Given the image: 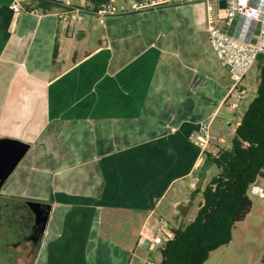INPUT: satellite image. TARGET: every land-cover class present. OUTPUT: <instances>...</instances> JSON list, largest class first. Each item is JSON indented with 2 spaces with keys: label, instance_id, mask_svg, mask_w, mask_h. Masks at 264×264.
Listing matches in <instances>:
<instances>
[{
  "label": "crops",
  "instance_id": "0c3cea01",
  "mask_svg": "<svg viewBox=\"0 0 264 264\" xmlns=\"http://www.w3.org/2000/svg\"><path fill=\"white\" fill-rule=\"evenodd\" d=\"M30 3L0 0V140L30 146L0 187V227L4 209H21L27 234L1 237L0 257L130 264L161 219L166 232L194 221L221 173L205 154L231 149L242 119L224 104L231 77L210 47L206 6L204 17L186 4L103 25L88 14L71 34L60 8L33 13ZM205 124L218 142L202 151L191 138ZM255 185L264 193V179ZM250 198L231 242L205 264H264V196ZM31 202L48 208L43 231Z\"/></svg>",
  "mask_w": 264,
  "mask_h": 264
},
{
  "label": "trees",
  "instance_id": "16d2710c",
  "mask_svg": "<svg viewBox=\"0 0 264 264\" xmlns=\"http://www.w3.org/2000/svg\"><path fill=\"white\" fill-rule=\"evenodd\" d=\"M97 10L106 0H86ZM28 11L60 8L57 0H30ZM61 9V8H60ZM57 57V48L54 54ZM260 65L257 95L242 116L231 149L205 154V167L215 165L221 173L203 192V204L194 221L172 230L173 237L159 247L158 264H205L210 254L231 242L236 225L252 209L251 187L264 179V55ZM33 203V202H31Z\"/></svg>",
  "mask_w": 264,
  "mask_h": 264
},
{
  "label": "built area",
  "instance_id": "2783aa9c",
  "mask_svg": "<svg viewBox=\"0 0 264 264\" xmlns=\"http://www.w3.org/2000/svg\"><path fill=\"white\" fill-rule=\"evenodd\" d=\"M221 1L223 0H106L95 11L75 7L71 0H57V4L61 8L58 18L66 24L71 34L83 24L88 14L95 16L98 24L103 25L112 16L193 3L205 4L210 47L231 77L224 104L237 110L247 94L243 82L259 57L264 55V0H224L225 8L220 6ZM11 9L15 14L23 10L16 1L12 3ZM191 140L202 151H207L218 142V137L205 124ZM250 192L264 196L263 190L255 184ZM159 223L160 230L146 237L160 247L173 235L170 230L164 231L163 219ZM148 264L155 263L150 261Z\"/></svg>",
  "mask_w": 264,
  "mask_h": 264
},
{
  "label": "rangeland",
  "instance_id": "374dc122",
  "mask_svg": "<svg viewBox=\"0 0 264 264\" xmlns=\"http://www.w3.org/2000/svg\"><path fill=\"white\" fill-rule=\"evenodd\" d=\"M182 8H186L185 10L193 11L198 16L204 17V7L203 5L199 3H193L188 4L187 6H183ZM216 58V57H215ZM259 75H260V65L257 62L252 69L248 73L247 82H246V90L247 94L244 96V99L242 100L239 109L237 110L239 114V118H242L245 111L248 109L250 103L253 101V99L257 95V87L259 83ZM7 212V216L3 221L4 225L3 227H0V238L4 237L6 240L2 241V244H6L14 237L17 238V236L23 237L27 234V226L24 224V222L20 219V213H24L26 216L28 211H23L21 209H13V208H6L3 210V213ZM164 227H167V225H164ZM130 264H148V262H154L157 264L161 260V254L159 252V247L156 245H153L149 243L148 241L142 240L141 243L138 246V249L134 252L132 256H130ZM0 261H6L9 263V258L7 257H0ZM15 259H12V262H14ZM9 263V264H12ZM211 264V263H209Z\"/></svg>",
  "mask_w": 264,
  "mask_h": 264
},
{
  "label": "water",
  "instance_id": "95a60500",
  "mask_svg": "<svg viewBox=\"0 0 264 264\" xmlns=\"http://www.w3.org/2000/svg\"><path fill=\"white\" fill-rule=\"evenodd\" d=\"M225 1H221L220 6L225 8ZM30 146L19 140L4 138L0 140V187L4 184L10 174L25 157ZM47 218H45L42 231L45 228Z\"/></svg>",
  "mask_w": 264,
  "mask_h": 264
},
{
  "label": "flooded vegetation",
  "instance_id": "af4514ba",
  "mask_svg": "<svg viewBox=\"0 0 264 264\" xmlns=\"http://www.w3.org/2000/svg\"><path fill=\"white\" fill-rule=\"evenodd\" d=\"M0 169H2V165H0ZM31 204H33V208H32V211L35 213V226L37 227V228H35V232L37 231H39V229H41V226L43 225V223H44V220H45V218H46V213H47V207L46 206H40V207H38V205H40V204H38V203H31ZM15 259V261L14 262H12V259ZM17 256H13V257H11V260H10V263L12 262V264H15L16 263V260H17Z\"/></svg>",
  "mask_w": 264,
  "mask_h": 264
}]
</instances>
